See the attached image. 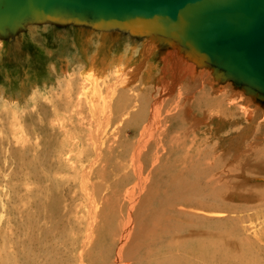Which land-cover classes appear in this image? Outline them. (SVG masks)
<instances>
[{"label":"rangeland","instance_id":"1","mask_svg":"<svg viewBox=\"0 0 264 264\" xmlns=\"http://www.w3.org/2000/svg\"><path fill=\"white\" fill-rule=\"evenodd\" d=\"M102 32L103 30L94 24L78 23L68 18L42 22L31 19L14 30V33L9 29L5 33L0 32L2 36L0 41V264H49V260L56 258L64 264H70L69 250H73L74 244L72 238L80 236L78 233L80 230L76 228L73 230L72 227L73 224L77 226V218H86L87 194L95 188L98 189L103 185L104 187L112 186L118 181V176L114 174L111 165L105 170V174L103 173V178H100V175L97 178V172L101 168L91 169L90 164L81 166L78 163L77 151L70 154L69 145L73 141L70 137H66V130L80 125L74 111L76 108L69 101L72 96L70 84L74 79H77L79 85L86 84L93 79L96 69L104 63L107 65V74H110L112 81L118 77L121 82L126 81L128 84L125 89L128 91L125 95L128 100L122 105L123 119H130L128 112L134 115L136 113L134 107H139L147 99L150 100L149 88L153 83L154 92H163L166 101L187 95L184 98L189 100L183 103L189 105L190 101L194 100L200 113L207 112L209 117L204 115L197 117L201 126L199 132H205L206 136L210 137L209 131H211L213 138L207 141L208 143L201 142L198 158L208 156L211 152L220 155L229 154V157L221 163L222 165L217 167L218 171L221 168H228L233 173L232 183H242L244 188L251 192L256 204H253L250 211H247L248 209L240 211L239 215L228 213L232 217H226L227 213L215 212L216 214H213L215 217L213 215L208 217V221L212 223L207 222V214H201L200 222L207 228H217L221 231L223 227L233 224L232 221H240V224L237 223V227L235 226V233L239 232L236 234L238 237L234 238L238 242L241 238L240 242L243 244L239 243L244 245L243 248L250 251L252 249L251 254L259 258L260 264H264V155L259 149L264 146V96L257 92L252 93L246 89V86L229 79L222 88H225V94L219 95L214 90L219 97L216 99L214 94H211L212 86L208 85L205 78L193 79L190 82L183 79V83L192 85L194 81H205L207 86L204 88L208 94L203 97H206V100L202 95L192 94L187 84L183 95L180 93L181 90L173 93L175 77L169 75L163 79L158 75L156 68L151 71V64L146 60L145 43L150 37H154L151 33L145 35L142 32L136 33L124 28L107 35ZM158 45L159 49L150 58L156 67L157 65L163 67L165 63L162 60L168 55V51L187 53L175 41L161 40ZM126 47L139 48L140 51L135 56V64L130 65L129 71L122 72L116 77V67L120 65V58L127 50ZM144 51L145 55H143ZM97 52H99L96 57L97 65H93L91 61ZM140 61H144V65L139 71ZM112 62L116 66L108 67ZM140 79L145 80V86H140ZM164 80L168 84H163ZM194 86L202 88L198 84ZM195 92L198 93L199 90ZM92 96L103 103L105 94L100 92L99 95L95 92ZM133 98L139 101L136 102ZM164 107L160 116L166 118L170 113L166 112L167 108L164 111ZM74 116L77 118L73 119ZM178 116L179 121L173 123L176 130L173 133H167L164 129L163 134L175 136L189 128L190 122L187 123L182 114ZM101 120L105 121L107 118H101ZM179 122L180 125H178ZM111 126L108 128L109 132L103 133V138L106 139L116 133V128H122L117 123ZM87 127L83 129V132L88 129ZM83 132L82 135L87 137ZM132 138L133 136L129 135V139ZM213 139H216L215 142ZM138 140L139 137L132 142L135 143ZM162 140L169 145L170 137L164 139L162 136ZM161 144L160 140L159 145ZM234 144L235 147L232 148ZM243 150L247 152V156L242 152ZM118 151L121 152V148ZM181 153L175 150L166 165L176 166L177 158ZM117 154L111 155L114 164L117 163ZM236 154L239 156L234 157ZM72 165L79 166V170L71 169ZM250 170L260 175L246 180L245 174H248ZM88 175L91 181L87 185L85 183H87ZM101 190L105 195L106 192L102 188ZM216 201L219 203V200ZM24 226L25 230L22 228ZM248 245L249 248L246 247ZM95 250L97 249H94V253L99 254V250L97 252ZM28 255L32 256L33 261ZM260 256L263 258L261 259ZM72 264H75V261Z\"/></svg>","mask_w":264,"mask_h":264},{"label":"bare ground","instance_id":"2","mask_svg":"<svg viewBox=\"0 0 264 264\" xmlns=\"http://www.w3.org/2000/svg\"><path fill=\"white\" fill-rule=\"evenodd\" d=\"M67 18L74 21V18L70 15L51 18L33 16L22 20L21 23L14 27L0 30V32L5 33L9 29L14 33V30L31 19L42 22L50 19L57 21ZM74 22L83 23L78 20ZM87 23L96 25L106 35L121 28L132 30L128 27L110 24L99 25L92 21H87ZM133 32L137 33L138 31ZM140 32L145 35L151 33ZM151 34L154 37L149 36L150 39L145 43L146 60L151 64V71L156 68L158 75L162 76L163 79L169 75L175 77V83L172 87L173 93L181 90L180 93L182 94L183 90L186 89L185 85L190 84H184L183 79L190 82V80L193 81V79L197 78L207 79L205 81L212 86L213 92L211 94H214L216 99H219V97L214 93V90L219 95L226 93L225 88L222 89L225 82L229 79L230 81L234 79L232 77L227 78L226 72L213 63L211 64L207 61L200 63L199 57L195 54L189 55L188 53L182 54L179 51H168V55L164 56L162 60L165 63L163 67L161 65L156 67L150 58L159 49V42L165 40L160 38L159 34ZM174 41L181 46L183 45V41H178L176 38L168 42ZM139 51V48H127L120 58V65L116 67V77L122 72L129 71L130 65L135 64V56L139 54ZM98 54L99 52L96 53L91 64L97 65L96 57ZM143 55H145V51ZM141 63L138 67L139 71L144 65V61ZM114 66L116 65L112 62L108 67L113 68ZM95 72L93 79L86 84L79 85L77 79H74L70 84V87L72 86V96H70L69 101L76 108L74 111L79 118L80 125L66 130V137H70L71 141H73L69 145L70 154L73 151H77V154H79V157H77L79 158L78 163L81 166L84 164L89 166L90 164L91 169L101 168L96 174L97 178L99 175L100 178H103L105 170L111 165L112 170L115 172L114 174L118 176V181L113 183L112 186L104 187L103 185L98 187L99 190L97 188L94 190L91 186L93 191L91 190L87 194V202L85 203L88 207V212L85 214L86 218L79 216L81 219L77 218V226L73 224L72 227L73 230H80L78 232L80 236H73L72 238V243H74L73 250L70 249V254L68 253L70 255V264L74 263V261L75 264H260L259 258L257 259L254 254V256L251 254L252 249L250 251L247 248L245 249V247L243 248L244 245L242 246L243 243L240 242L241 238L239 242L242 244L234 238L239 233L238 231L235 233V226L237 223L240 224V221H232L233 224L229 227H223L221 231L217 230V228H207L200 222L201 214H207V222L212 223V221H208V217L216 214L215 212L227 213L226 217H228L231 216L229 214H238L242 210L248 209L247 211H250L256 202L252 198L251 192L246 190L242 183H232L233 173L228 168L220 167L221 169L218 171L217 167L229 157V154L220 155L219 153L211 152L208 156L198 158L197 154L199 153L200 145H202L201 142H207L213 138L211 131H209L210 137L206 136L205 132H199L201 126L197 121V117L199 115L209 117L207 112L202 110L203 112L200 113L194 100H191L189 105L188 103H183V101L189 100L184 98L187 95L181 96L179 99L175 97L166 101L163 92H154L153 83L149 88L150 100L147 99L140 106L138 105L139 107H134L136 108L134 115L128 112L127 114L131 116L130 119H123L122 105L128 100L125 97L128 92L125 90L128 87L127 82H121L118 77L112 81L110 74H107L108 69L105 63L99 66ZM205 81H194L195 83L189 85V90H191L192 94H199L202 97L207 95L208 93L204 88L207 86ZM140 82V86H145V80L140 79ZM163 82V84H168L166 80ZM234 82L236 81L234 80ZM236 83L239 84L238 82ZM194 84H198L202 88H198ZM246 89H249V87H246ZM197 90H199L198 93L195 92ZM249 91L255 92L250 89ZM95 92L99 95L100 92H103V95L105 94L103 103H100L101 101L99 102L92 96ZM203 98L206 100V97ZM133 99L136 102L139 101L138 99ZM162 107H164V111L167 108L166 110L168 111L166 112L170 113L166 118H163L162 115L160 116ZM187 113L188 115H186ZM181 114L187 123L190 122L189 128L182 133H177L175 136L163 134L164 129H166L167 133H173L176 130L173 123L179 121L178 115ZM74 118L77 117L74 116ZM101 118H107V120L103 121ZM182 121L184 123V120ZM112 122L114 124L117 123L122 128H116V133L105 139L103 138V133L105 134L108 128L112 127ZM178 125H180V122ZM86 126H88V129L83 132ZM82 132L87 137L83 136ZM129 135L133 136L134 139L139 137V140L133 143L132 140L134 139H129ZM162 136L164 139L165 137H170L169 145L162 140ZM155 137L157 138L154 139ZM218 137L220 138V136ZM160 140L161 145H159ZM203 145L206 146V144ZM209 145L211 144L209 143ZM243 145H241L242 148ZM234 147L235 144L232 148ZM120 148L121 152L118 151ZM262 148L264 149V146ZM262 148L260 147L259 149L264 155ZM175 150L182 152L177 158V165H166ZM115 153H118L116 164L111 159V155ZM241 155L245 156L244 154ZM236 156L237 154L234 157ZM78 168L79 166L75 165L71 167L74 171H78ZM88 169L85 170L89 171ZM259 175L258 172L250 170L248 174H245V179L248 180L252 176L256 177ZM90 181L91 178L89 176L85 184L88 185ZM101 188L106 192L105 195L102 194ZM216 200H219V203ZM260 201L262 202V200ZM22 228L25 230V226ZM82 230L85 231L82 232ZM244 244L246 243L244 242ZM246 247L249 248L250 246ZM94 249L99 250V254L94 253ZM97 250L95 251L97 252ZM28 256L31 260L33 259L32 256ZM260 257L261 259L263 258L262 256ZM47 259L45 260L47 261ZM48 262L64 264L58 258Z\"/></svg>","mask_w":264,"mask_h":264},{"label":"water","instance_id":"3","mask_svg":"<svg viewBox=\"0 0 264 264\" xmlns=\"http://www.w3.org/2000/svg\"><path fill=\"white\" fill-rule=\"evenodd\" d=\"M69 15L176 38L200 63L264 95V0H0V30Z\"/></svg>","mask_w":264,"mask_h":264}]
</instances>
